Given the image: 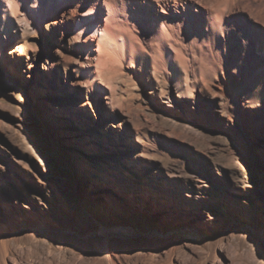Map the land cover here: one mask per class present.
I'll use <instances>...</instances> for the list:
<instances>
[{"label": "rangeland", "instance_id": "obj_1", "mask_svg": "<svg viewBox=\"0 0 264 264\" xmlns=\"http://www.w3.org/2000/svg\"><path fill=\"white\" fill-rule=\"evenodd\" d=\"M200 1L219 39L189 44L182 32L184 64L173 66L140 29L145 60L118 55L111 80L79 72L94 35L75 33L76 10L45 24L15 8L0 25V244L11 263L264 264V0ZM146 185L185 213L149 223L113 193Z\"/></svg>", "mask_w": 264, "mask_h": 264}, {"label": "bare ground", "instance_id": "obj_2", "mask_svg": "<svg viewBox=\"0 0 264 264\" xmlns=\"http://www.w3.org/2000/svg\"><path fill=\"white\" fill-rule=\"evenodd\" d=\"M29 4L34 6L31 7ZM15 8L23 11L29 20H38L45 24L48 20L54 23V20L68 8L80 12L83 17L79 19L75 33L83 38L82 41L85 43L87 34L94 35V40L84 44L86 61H81L78 67L79 72L81 71L83 76L91 81H95L101 75L111 80V71L120 54L127 55L129 62L145 60L143 55L145 48L140 39V29L150 34L152 48L165 50L168 62L173 66L184 64L176 52L178 49L181 52L184 51L183 41L180 38L182 32L187 43L197 41L200 46L209 45L223 34L222 23L218 22V18H216L218 21L212 18L215 13L212 5H203L200 0H2L0 1V25L3 28L7 26V20L11 19L10 13L13 14ZM165 39H172L174 44ZM258 44V48L264 50V43ZM175 47L178 49L176 50ZM261 53L264 57V51ZM86 86L89 85L86 84ZM95 91L101 92L102 89L97 87ZM177 94L181 98L191 97L189 90L180 89ZM142 180L143 183L148 184V176H143ZM114 190L118 193L113 191L117 200L125 201L133 214L151 218L149 223L161 214L168 217L170 221H174L178 213H185L184 210L179 209L180 207L172 209L168 206L167 201L155 194L150 185H146L142 193L126 196L122 189ZM144 226L147 232L149 227ZM110 234L116 237L124 236L118 231L110 232ZM8 254L6 245L0 244L1 264H14L10 262ZM178 254L171 253L170 260L178 258Z\"/></svg>", "mask_w": 264, "mask_h": 264}]
</instances>
